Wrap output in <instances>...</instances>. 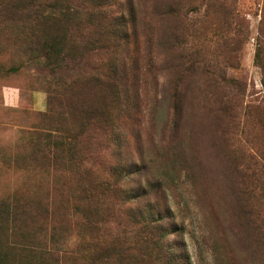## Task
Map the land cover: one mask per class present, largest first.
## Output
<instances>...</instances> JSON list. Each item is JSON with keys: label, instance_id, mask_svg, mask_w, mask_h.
Here are the masks:
<instances>
[{"label": "rangeland", "instance_id": "1", "mask_svg": "<svg viewBox=\"0 0 264 264\" xmlns=\"http://www.w3.org/2000/svg\"><path fill=\"white\" fill-rule=\"evenodd\" d=\"M135 2L157 73L144 88L127 83L140 88L130 104L144 106L146 129L137 132L125 110L120 129L133 145H103L105 161L118 169L144 153L123 188L160 184L141 206L161 198L181 229L184 264H264V0ZM1 45L0 197L60 201L71 195L50 186L60 171L28 158L29 136L41 129L34 117L47 109L45 75L28 51ZM147 45L141 36L140 60Z\"/></svg>", "mask_w": 264, "mask_h": 264}, {"label": "trees", "instance_id": "2", "mask_svg": "<svg viewBox=\"0 0 264 264\" xmlns=\"http://www.w3.org/2000/svg\"><path fill=\"white\" fill-rule=\"evenodd\" d=\"M140 19L135 0H0V50L5 42L21 49L19 56L28 51L45 75L47 109L34 117L41 129L29 136L35 141L28 140V158L41 157L43 165L35 168L60 171L52 189L71 191L54 203L17 192L0 197V264H184L188 259L185 252L176 253L183 246L181 229L171 223L161 198L141 206L158 194L160 184L123 188L143 168L144 153L119 170L104 158L103 145H133L120 129L125 110L137 132L146 129L144 106L130 104L140 88L127 84L144 88L157 73H150L152 53L147 33L137 27ZM141 36L148 45L140 60Z\"/></svg>", "mask_w": 264, "mask_h": 264}]
</instances>
